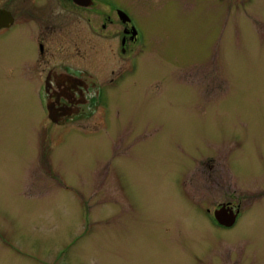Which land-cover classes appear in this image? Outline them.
<instances>
[{"label":"rangeland","instance_id":"obj_1","mask_svg":"<svg viewBox=\"0 0 264 264\" xmlns=\"http://www.w3.org/2000/svg\"><path fill=\"white\" fill-rule=\"evenodd\" d=\"M118 1L149 38L106 130L54 123L40 83L36 100L0 92V264H264V208L231 232L206 212L231 199L224 143L237 133L251 155L234 159L257 178L264 0ZM240 191L247 212L264 204V185Z\"/></svg>","mask_w":264,"mask_h":264},{"label":"flooded vegetation","instance_id":"obj_2","mask_svg":"<svg viewBox=\"0 0 264 264\" xmlns=\"http://www.w3.org/2000/svg\"><path fill=\"white\" fill-rule=\"evenodd\" d=\"M152 1L158 5L159 0ZM79 33L83 38L77 37ZM147 38L137 15L118 0H0L2 99L20 100L22 91L35 99L40 83L43 111L54 123L65 128L71 121L95 118L99 128L105 129L110 98L120 91L126 76L138 69ZM102 44H108L106 50L112 54L106 55L107 61L102 58ZM118 63L119 69H110L108 76L110 66ZM244 144L241 133L224 143L233 147L224 149V175L230 179L231 199L220 203L213 214L206 210L224 232L235 231L255 209L264 208L262 204L247 212L243 205L242 188L264 185V145L253 150L261 163L256 166L257 178L252 180L242 173V161L234 159L245 150L246 158L251 155ZM250 168L255 172L254 164H248ZM246 179L254 182L245 185ZM218 212L224 226L217 220Z\"/></svg>","mask_w":264,"mask_h":264},{"label":"water","instance_id":"obj_3","mask_svg":"<svg viewBox=\"0 0 264 264\" xmlns=\"http://www.w3.org/2000/svg\"><path fill=\"white\" fill-rule=\"evenodd\" d=\"M220 213L221 212H218L216 214V217H217V220L219 221V223L224 226V218L222 217V215Z\"/></svg>","mask_w":264,"mask_h":264}]
</instances>
